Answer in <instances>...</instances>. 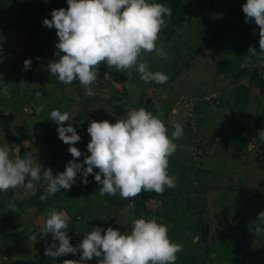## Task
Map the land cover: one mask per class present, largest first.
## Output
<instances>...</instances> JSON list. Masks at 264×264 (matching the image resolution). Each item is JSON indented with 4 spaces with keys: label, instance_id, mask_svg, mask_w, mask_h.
<instances>
[{
    "label": "rangeland",
    "instance_id": "374dc122",
    "mask_svg": "<svg viewBox=\"0 0 264 264\" xmlns=\"http://www.w3.org/2000/svg\"><path fill=\"white\" fill-rule=\"evenodd\" d=\"M184 1V20L174 33H158L156 43L167 58L143 52L138 57L147 61L150 70L165 73L167 81L145 83L135 66L124 73L101 62L98 79L90 85L95 95L88 97L77 80L65 85L47 68L49 61L59 58L54 56L58 38L55 28L42 26V20L51 19L52 9H66V0H0V145L8 143L10 155L31 152L53 175L64 170L73 158L68 145L58 139L57 125L48 120L54 108L69 112L71 119L65 124L71 123L80 136L74 146L82 152L76 158L81 163L89 154L85 129L90 120L114 123L129 108L143 107L157 115L169 133L176 122L183 127V135L175 140L177 149L168 157L176 187L145 198L141 206L136 204L140 193L128 199L101 196L100 185L92 187L96 182L91 174L83 185L78 173L76 183L49 195L45 206L38 198L44 191L42 183L37 185L34 204L27 203L32 194L23 189L0 193V264H62L80 259L79 251L55 258L44 255L51 235L41 237L39 230L52 209L66 213L73 246L94 225L124 232L134 218L155 217L169 226L172 242L182 243L175 264H246L258 253L264 258V233L253 230L264 226L257 219L264 211V142L250 139L251 131L240 128L237 134L242 141L222 148L219 132L220 128L231 132L228 123L236 109L222 99L230 101L232 94L240 93L233 91L238 79L246 84L247 78L233 74L241 67L234 55L243 46L242 39L253 36V27L241 26L237 13L221 9V5L228 8L231 0ZM25 59L31 60L27 69ZM105 72L111 80H104ZM36 92L41 96L37 98ZM234 134L230 133L236 138ZM249 264H264V259Z\"/></svg>",
    "mask_w": 264,
    "mask_h": 264
},
{
    "label": "clouds",
    "instance_id": "9594fccd",
    "mask_svg": "<svg viewBox=\"0 0 264 264\" xmlns=\"http://www.w3.org/2000/svg\"><path fill=\"white\" fill-rule=\"evenodd\" d=\"M66 3V9H52L51 19L42 20V26L56 30L58 40L54 44L57 50L54 56L59 58L49 61L47 68L59 82L67 85L77 80L84 87L85 96H94L90 85L98 79L101 62L109 69L124 73L135 66L139 79L145 83L164 84L167 81L165 73L150 70L147 61H138V57L143 52L167 58V53L156 41L166 18L171 16L169 6L156 0H66ZM241 10L245 23L251 18L259 28L260 51L249 46L248 53L264 67V0H246ZM30 63V59H25L23 67L27 69ZM244 67L246 64L242 63L241 68ZM103 75L104 80H111L108 72ZM35 95L38 98L41 93ZM70 119L69 112L56 108L48 115V120L57 125L58 139L68 145L67 151L73 158L55 175L51 168L38 163L31 152L13 156L8 143L0 145V193L23 189L35 195L37 185L42 183L44 191L38 198L44 201L60 189H70L78 173L83 185L89 183L87 177L91 174L100 185L101 196L118 194L128 199L142 190L159 194L166 187H176V177L168 172V157L177 149L175 140L183 135L180 123H174L169 133L162 120L143 107L129 108L126 115L114 123L90 120L85 129L90 137L86 143L89 154L81 163L76 158L81 157L82 152L74 146L80 136L71 123L65 124ZM257 136L264 142V128ZM94 168L98 171L94 172ZM14 207L15 204H9V208ZM257 219L264 225V211L258 213ZM168 227L155 217L134 218L130 229L124 232L112 226L94 225L79 244L73 246L67 235L66 213L52 209L39 234L41 237L51 235V242H46L44 248L47 257L79 251V260H64L62 264H85L93 257L97 258L96 264H175L181 244L169 239ZM253 230L257 235L262 234L264 226H256Z\"/></svg>",
    "mask_w": 264,
    "mask_h": 264
},
{
    "label": "crops",
    "instance_id": "0c3cea01",
    "mask_svg": "<svg viewBox=\"0 0 264 264\" xmlns=\"http://www.w3.org/2000/svg\"><path fill=\"white\" fill-rule=\"evenodd\" d=\"M245 1L246 0H237L236 2L232 3L231 0V3L228 6V8L225 5H221L222 10L224 11L228 10L237 13V18H240L241 26L245 25L250 30H251V26L253 27L251 30L253 36L248 38L245 37V39H242L243 46H241L239 48L238 53L236 52L234 55V61L237 62L238 65L244 63L246 64V67L244 68L237 67L238 69H235L233 74L238 73V75L247 78L246 84L245 83L242 84L241 83L242 79L240 80L238 79L237 82L234 84L235 86L233 91L236 90V92L238 91L240 93L234 95L232 94V98L230 101H228L229 99H222L223 100L222 103H224V100H226L229 104H232V108L236 109L232 112L233 120L229 121L228 123L229 124L228 127L231 129L230 130L231 132L224 131V128L223 129L220 128L221 130L219 129L222 138V143L220 144V146L222 148H225L224 145L227 144L231 145L230 142H236L237 140L242 141L240 139L242 135L237 134V131L240 128L241 130L243 129L244 131H247L249 133L251 131V135L253 134V136L250 139L252 140H255V138L258 137L257 132L261 128H264V110H263L264 109V67H260L259 66L260 62L257 60V58L251 53H248L249 46L255 48L257 51H260L258 44L259 28L257 25H255L252 22L251 18H249V22L245 23L244 13L241 10V5ZM253 29H255V32L253 31ZM250 122H253V125L250 126ZM230 133H235L234 136L236 138L232 137ZM250 143L251 141L249 140L247 142L248 146L250 145ZM27 203L30 204V202ZM228 229H231V225L229 226ZM201 236H202L201 240L205 241L204 239L205 233H202ZM255 244L256 246H258L257 242ZM181 247H182V243H181ZM258 251H262V250H258ZM263 252L264 251H262L261 253ZM257 255L258 256H256V258L254 257L253 259L247 258V260H245L246 261L245 263L249 264V263L257 262V259L260 258L264 259L263 255L260 256L259 253ZM207 264H214V261L207 262ZM221 264H226V263H221Z\"/></svg>",
    "mask_w": 264,
    "mask_h": 264
},
{
    "label": "trees",
    "instance_id": "16d2710c",
    "mask_svg": "<svg viewBox=\"0 0 264 264\" xmlns=\"http://www.w3.org/2000/svg\"><path fill=\"white\" fill-rule=\"evenodd\" d=\"M156 2L165 4L167 6H169L171 8V16L169 18H166V22H165V26L160 30L161 33L165 34V35H170L172 33H174L175 28L181 24V22L184 20V15H185V1L184 0H156ZM99 186V184L96 182L92 185V187H97ZM41 191H39L38 195L40 196ZM140 198L138 200V202L136 203L138 206H141L143 201L145 200V198L147 197H152L155 195L154 191H141L140 192ZM137 195V197L139 196ZM109 196V195H108ZM38 196L36 195H31L29 197V202L30 204H34L35 203V198H37ZM109 198L113 199V196H109ZM115 198V197H114ZM50 201V199L47 198L43 201V205L45 206L46 204H48V202Z\"/></svg>",
    "mask_w": 264,
    "mask_h": 264
},
{
    "label": "water",
    "instance_id": "95a60500",
    "mask_svg": "<svg viewBox=\"0 0 264 264\" xmlns=\"http://www.w3.org/2000/svg\"><path fill=\"white\" fill-rule=\"evenodd\" d=\"M105 65H106V64H105ZM30 113H31L32 115H34L35 110H31Z\"/></svg>",
    "mask_w": 264,
    "mask_h": 264
}]
</instances>
